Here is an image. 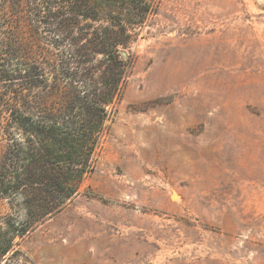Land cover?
<instances>
[{"label": "rangeland", "instance_id": "1", "mask_svg": "<svg viewBox=\"0 0 264 264\" xmlns=\"http://www.w3.org/2000/svg\"><path fill=\"white\" fill-rule=\"evenodd\" d=\"M149 1L93 169L2 263L264 264V0Z\"/></svg>", "mask_w": 264, "mask_h": 264}, {"label": "trees", "instance_id": "2", "mask_svg": "<svg viewBox=\"0 0 264 264\" xmlns=\"http://www.w3.org/2000/svg\"><path fill=\"white\" fill-rule=\"evenodd\" d=\"M149 0H0V264L93 169Z\"/></svg>", "mask_w": 264, "mask_h": 264}]
</instances>
